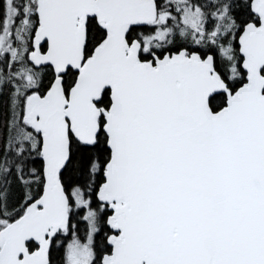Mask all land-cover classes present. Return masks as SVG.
I'll use <instances>...</instances> for the list:
<instances>
[{
	"label": "snow or ice",
	"instance_id": "obj_1",
	"mask_svg": "<svg viewBox=\"0 0 264 264\" xmlns=\"http://www.w3.org/2000/svg\"><path fill=\"white\" fill-rule=\"evenodd\" d=\"M0 264H264V0H0Z\"/></svg>",
	"mask_w": 264,
	"mask_h": 264
}]
</instances>
